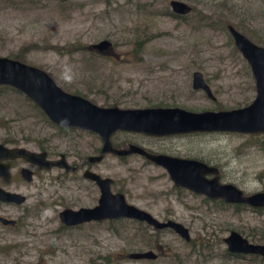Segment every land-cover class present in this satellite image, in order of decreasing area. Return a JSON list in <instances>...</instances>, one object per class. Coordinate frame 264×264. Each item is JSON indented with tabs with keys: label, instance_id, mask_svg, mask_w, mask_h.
<instances>
[{
	"label": "rangeland",
	"instance_id": "obj_1",
	"mask_svg": "<svg viewBox=\"0 0 264 264\" xmlns=\"http://www.w3.org/2000/svg\"><path fill=\"white\" fill-rule=\"evenodd\" d=\"M66 1L68 6L60 8L50 0H0V58L13 59L22 50L24 63L45 71L65 93L103 108L161 106L199 113L217 112V107L239 109L254 100L250 68L224 29L226 24L235 25L264 48V0H175L192 8L186 17L173 15L172 0ZM102 40L111 43L110 52L88 50ZM137 40L142 41L139 53L134 48ZM194 72L202 74L214 101L192 89ZM66 135L71 143L42 120L24 95L0 87V144L37 152L43 146L53 156L67 153L69 162L77 165L98 155L96 135L81 131ZM195 135L137 141L169 157L214 165L221 184L234 185L244 194L264 191V138ZM132 143L136 144L132 136L112 139L114 146ZM84 167L111 179V192L123 194L128 204L153 209L155 218H169L188 228L196 249L200 244L209 248L198 253L165 232L158 237L160 244L149 250L136 237L139 225L129 221L64 227L59 213L95 206L99 192L82 178L84 168L65 178L55 170L42 175V190L37 189L38 179L29 186L25 206L0 210V215H26V226L17 234L0 228V264H264L259 256L235 258L223 242L234 231L250 243L264 245V213L204 202L175 188L162 167L138 156L121 160L107 155L102 163ZM57 176L59 185L52 181ZM141 251L164 253L154 262L128 259L130 253Z\"/></svg>",
	"mask_w": 264,
	"mask_h": 264
},
{
	"label": "water",
	"instance_id": "obj_2",
	"mask_svg": "<svg viewBox=\"0 0 264 264\" xmlns=\"http://www.w3.org/2000/svg\"><path fill=\"white\" fill-rule=\"evenodd\" d=\"M169 7L174 15L180 17H185L192 12L190 6L175 0L169 2ZM227 31L233 40L235 49L247 62L255 82L254 100L248 106L239 109L192 113L180 108H102L81 96L65 93L45 71L8 58H0V86L10 87L24 95L42 111L50 123L57 127L76 128L98 135L103 142L100 156L89 157L88 162L90 163L102 161L104 155L109 153L118 157L138 154L164 168L178 188L187 189L210 200H221L228 205L264 209V192L245 195L233 185H222L216 168L198 161L163 155L149 156L135 146H129L128 150L117 151L110 143V137L116 131L136 132L152 137L195 133L264 136V48L252 43L231 25L227 26ZM111 47L109 41L102 40L90 45L88 50L106 54ZM192 89L203 91L209 99L215 100L200 72L192 74ZM10 154L24 157L28 162L36 163L41 168L50 169L53 165L51 162H45L44 154L42 157L40 154L25 150L9 151L0 145V161ZM56 165L67 171L70 169L64 157H61ZM27 175L31 174L27 173ZM209 175L213 176L211 180L206 178ZM84 178L97 185L100 192L98 204L93 209L62 211L59 218L66 227L107 220H137L145 222L155 230L170 229L185 242L191 241L190 234L183 225L173 221H158L145 211L127 204L123 194H112L110 188L113 181L111 179H102L89 171L84 173ZM0 199L11 198L0 191ZM1 221L4 222L2 219ZM223 242L226 244L228 253L232 255L264 258V245L251 244L237 232H230ZM128 259L135 262L142 260L152 262L158 259V255L153 251L134 252L128 255Z\"/></svg>",
	"mask_w": 264,
	"mask_h": 264
},
{
	"label": "flooded vegetation",
	"instance_id": "obj_3",
	"mask_svg": "<svg viewBox=\"0 0 264 264\" xmlns=\"http://www.w3.org/2000/svg\"><path fill=\"white\" fill-rule=\"evenodd\" d=\"M108 52H110V49H109ZM103 54H105V53H102L101 55H103ZM72 95H75V94H72ZM77 96H79V95H77ZM114 107H116V106H114ZM106 108H109V107H106ZM150 108H165V107L154 106V107H150ZM119 109H121V108H119ZM50 127L56 130V134L57 135H60L61 136L60 138L63 141H67L68 140L67 142H69V143H71L72 140H71V138H69L68 135H66L67 133L72 132V131L86 132V131L79 130V129H76V128L61 129V128L57 127L54 124L52 126H50ZM60 132H62V133H60ZM86 133L94 134V133H91V132H86ZM195 134L196 135H204V134H215V133H195ZM195 134L163 136V137H152V136H147V135H144V134H141V133H136V132L116 131L115 133H113L111 135V137H110V143H111L112 148L114 150H117V151H119V150H128V147L129 146H135V147H138V148L142 149L146 153V155H149V156H159V155H163V156L169 157V155L161 154V153H158V152H155V151L148 150V149L144 148L143 147V144L142 143H139L137 140L143 139V138H150L152 140H162V138H172V137L174 138V137L188 136V135H195ZM94 135H96V134H94ZM96 136L99 138V141H100V148L98 149V155L85 157L80 165L70 163L69 162V156H68L67 153H62V154H58L57 156H53L43 146H40V150L37 152V151L28 150V149L22 147L21 145L8 144V143L0 144L1 146H3L5 149H7L9 151H12V150H25L27 152L40 154V156H42V157H43L42 154H44L45 155V162L47 161V162H51L53 164L50 169H45V168H41L36 163L28 162L24 157H20V156H16V155H13L12 156L11 154L8 157H6L4 160L0 161V167H1L0 168V191L3 192L4 194H7L11 198V199H7V200L0 199V208H1L0 210H2V209L3 210H16L19 207L25 206L26 203H27L26 192H27L29 186L33 185L35 183V181L38 179L39 184L37 186V189H41L42 190L43 189L42 188V185H43V181H44V178L42 177V175L44 173L47 174V173H49L51 171H55V170L56 171H59L60 172V175L62 176V178H65L67 176L74 175L77 172H80L81 169L84 168L81 171L82 172V174H81L82 175V178L85 179V180H87V181H89V182H92L94 185H96L93 181L84 178V173L86 171H89L91 173H94L91 170L86 169L84 167L85 164H87V165L97 164V163H90V162H88V158L89 157H98V156H100V151H101L103 142H102V140L100 139V137L98 135H96ZM121 136H132L133 139L135 140L136 144L132 143V144H128L127 146H124V144H122L121 146H114V145H112V139L114 137L117 138V137H121ZM76 145L78 147V144H76ZM139 145H142V146H139ZM71 147H74V144H71ZM96 152H97V150H96ZM77 155L80 156V157H82L81 154H77ZM107 155H112V156L117 157V158H119L121 160H125V159H127V158H129L131 156H138V157L144 159L146 162H148V163H150L152 165H155L154 163H152L151 161H149L145 157L140 156L138 154H133V155L125 156V157H118L117 155H115L113 153H109V154L104 155L102 161H100L101 163L104 161V159L106 158ZM61 157H64V160H65L66 164L70 167V169L68 171L65 170L64 168H61V167H59V166L56 165L61 160ZM171 158L183 159V160H188V161H198V162L204 163L201 160L196 159V158H190L189 159V158H180V157H174V156L171 157ZM100 162H98V163H100ZM204 164H206L207 166L216 168L214 165L207 164V163H204ZM218 172H219V170H218ZM27 173H30L31 175L28 176ZM94 174L97 175L96 173H94ZM206 178L208 180H211L213 178V176H210L209 175ZM102 179H104V178H102ZM52 181L55 184H58L59 185L60 184L59 176L53 178ZM219 181H220V173H219ZM222 185H226V184H222ZM96 187H97V185H96ZM174 187L175 188H178L175 185H174ZM97 189H98V187H97ZM179 189H183L185 191H188V192L192 193L196 198L197 197H201L204 202H207V203H210V204H215V200H210V199H208L205 196L195 194V193H193V192H191V191H189L187 189H184V188H179ZM110 190H111V188H110ZM98 192H99V189H98ZM118 193L119 192L112 193V194H118ZM257 193H261V192H257ZM245 195H250V194H245ZM99 197H100V192H99ZM99 197L97 199V203H96L95 206L90 207V208H86V209H93L94 207H96L97 204H98ZM125 200H126V198H125ZM216 202L223 203L221 200H216ZM224 204L225 203H223V205ZM129 205H131V204H129ZM226 205H228V204H225V206ZM131 206H134V205H131ZM228 206H230V205H228ZM232 206L235 207V205H232ZM236 206H242V205H236ZM134 207H136V208H138V209H140L142 211H145L146 213L150 214L153 218H155V216L152 214V210L153 209H148V208H144V207H137V206H134ZM79 209H82V208H79ZM64 210H71V209H64ZM64 210H62V211H64ZM253 210H255L256 212L264 213V209H253ZM73 211H77V210H73ZM25 212H28V211L26 210ZM9 213H11V211H9ZM25 216L24 215H21V217L16 216V215H11L10 216L9 214H7V212L6 213L5 212L4 213H1V215H0V228L2 230H4L5 232L17 234L20 230H22L26 226V224H25ZM58 217H59V215H58ZM1 219L5 223L4 222L2 223ZM155 219H157V218H155ZM59 220H60V218H59ZM157 220L158 221H161V222H166V221H173V222H175L174 220H171L169 218L157 219ZM117 221H129V222H132V223H135V224L139 225L138 230L136 232V237H142V238L152 239V240H149V242L151 243V246L152 247L155 246V245L158 246V244H160V241L158 239V237H159L160 234L165 233V232H172L173 234H175L170 229L155 230L152 226L146 224L145 222H141V221H137V220L118 219V220H110V221L107 220V221L89 222V223H91V224H103V223H107L108 224V223H111L112 224V223L117 222ZM89 223H83L81 225L89 224ZM62 225L64 227H66L63 223H62ZM81 225H77V226H73V227H78V226H81ZM73 227H66V228H73ZM186 229L188 230V232L190 234L189 229L188 228H186ZM145 243H146V241H143L144 246H146ZM195 243H196V241H192V239H191L190 242H185V244L190 245L191 249L194 247ZM251 244H253V243H251ZM255 245H259V244H255ZM146 247L147 248H150L149 246H146ZM165 247H163V248H165ZM205 247L207 249L209 248L206 245H205ZM13 248H15V247H13ZM158 248L159 249H163L161 247H158ZM149 250H151V249H149ZM160 253H164V252H160ZM233 256L235 258H242V259L245 258L243 255L242 256H240V255H233ZM141 262H151V261L142 260Z\"/></svg>",
	"mask_w": 264,
	"mask_h": 264
},
{
	"label": "trees",
	"instance_id": "obj_4",
	"mask_svg": "<svg viewBox=\"0 0 264 264\" xmlns=\"http://www.w3.org/2000/svg\"><path fill=\"white\" fill-rule=\"evenodd\" d=\"M2 1H5V0H2ZM50 2H52V3H54V4H57V6L58 7H60V8H65L66 6H68V1H66V0H50ZM137 10L138 11H141L142 9H141V6H140V4L138 3L137 4ZM193 12H194V10H193ZM177 17V16H176ZM229 24H226V27L228 26ZM231 26H233L236 30H238L239 31V28L237 27V26H235V25H231ZM226 27H225V29L224 30H226ZM231 38V37H230ZM232 39V38H231ZM257 41V40H256ZM141 43H142V41L141 40H137L136 42H135V45H134V48L136 49L135 50V52L137 51L138 53L139 52H141L142 51V46H141ZM257 43L258 44H262L263 43V40H258L257 41ZM14 57V56H13ZM12 60H16V61H20V62H22V63H24L25 62V59H24V51H20L19 52V54L17 55V56H15ZM33 108L38 112V114L40 115V117L42 118V120L47 124V125H49V126H52V124L48 121V119L45 117V115L35 106V105H33ZM217 110L218 111H220V110H223L222 108H219V107H217ZM60 133H62V132H60ZM259 138H264V137H262V136H258ZM251 138H254V139H258V138H255V137H253V136H251ZM223 203H221V205H222ZM239 207H242V206H235V208L237 209V208H239ZM110 228H112V227H110ZM111 232H114L116 235H120V231L119 230H117V229H111ZM141 239H142V241H146V243H145V245L146 246H149L150 248L149 249H152V246H151V243L149 242V240H152V239H147V238H142L141 237ZM196 246L194 245V247L192 248L193 249V251H197L198 253L200 252V250H202L205 246L203 245V244H200L199 246H198V249H196L195 248ZM206 248V247H205ZM207 249V248H206ZM162 256V254L160 253L159 254V257H161Z\"/></svg>",
	"mask_w": 264,
	"mask_h": 264
},
{
	"label": "bare ground",
	"instance_id": "obj_5",
	"mask_svg": "<svg viewBox=\"0 0 264 264\" xmlns=\"http://www.w3.org/2000/svg\"><path fill=\"white\" fill-rule=\"evenodd\" d=\"M86 100V99H85ZM88 101V100H87ZM90 102V101H89ZM37 166V165H36Z\"/></svg>",
	"mask_w": 264,
	"mask_h": 264
}]
</instances>
